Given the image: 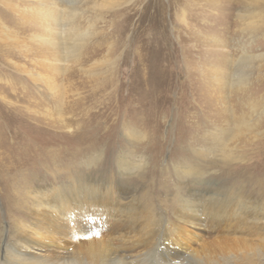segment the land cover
<instances>
[{"label": "rangeland", "instance_id": "374dc122", "mask_svg": "<svg viewBox=\"0 0 264 264\" xmlns=\"http://www.w3.org/2000/svg\"><path fill=\"white\" fill-rule=\"evenodd\" d=\"M0 19V244L31 224L26 187L89 177L132 192L124 239L162 245L189 164L215 208L239 201L244 219L238 234L207 221L190 264H264V0H0ZM96 217L80 226L110 220Z\"/></svg>", "mask_w": 264, "mask_h": 264}, {"label": "bare ground", "instance_id": "6f19581e", "mask_svg": "<svg viewBox=\"0 0 264 264\" xmlns=\"http://www.w3.org/2000/svg\"><path fill=\"white\" fill-rule=\"evenodd\" d=\"M42 19L47 25H50L54 17L51 13H45ZM0 25L4 30L8 29L5 24L1 23ZM50 42L48 41V43ZM7 125L8 122L5 120L0 121V128ZM64 128L71 132L72 125L66 123ZM3 140L4 137H0V141L3 142ZM17 145L16 143L13 146V150ZM30 148L27 147L26 150H30ZM85 161L88 167L96 163L97 159L91 157ZM120 162L122 167L129 165V169L138 167L136 162L132 163L131 159L128 160L125 157H120ZM7 165L16 170L14 162L9 161ZM181 174L179 175L180 180H183L181 183L185 184L181 189L185 192V197L178 195L175 208L178 224L172 223L177 232L174 230L163 232L165 240L162 245L159 243L156 247V243L146 246L147 242H130L124 239L121 231L126 225V221L129 220L127 207H129L128 204L134 203V199H131L133 194L129 189L120 188L113 182H109L110 180L102 181L103 184H101L100 180L88 177L85 182L81 181L80 184L71 183V187H74L76 192L72 193L75 195V200L72 203H70L71 198H68V202L66 201V194L71 187L61 188L58 187L59 185L50 186L49 189L36 185L34 188L26 187L28 198L34 202L31 224L24 221L15 225L14 238L17 244L13 243L14 245H11L10 248L4 247L7 239V235L5 236L6 239L1 243L2 245L0 244V250L5 248L3 260L8 261V258H12V263L17 262V264H150L146 259L150 254L158 253L160 256L162 255L161 257L166 255L168 262H163L159 258L153 264H179V262L185 264V261L186 264H190L192 256L198 252L196 247L199 245L200 239L210 232L207 221H210L212 223L210 226H215V228L235 226L232 233L238 234L241 233L240 225L243 224L244 219H242V203L239 201H234L235 205H232L231 201L227 199L224 201L227 206L215 208L217 203L212 202L213 198L207 197L211 191L204 188L208 185L206 174L198 165H185ZM81 193L83 196H79ZM198 198L200 199L197 200ZM126 205L128 206L126 207ZM233 206L235 209L233 208L234 210L231 211L230 208ZM198 207L204 209L203 218L197 213ZM96 216L107 217L110 220L105 227L96 231L80 226L86 217L90 219V217ZM97 217L94 220L97 221ZM197 231L200 236H195ZM5 232L2 231V238ZM158 250L162 252H157ZM205 253L208 254V257L205 256V260H215L212 250L206 249ZM200 254L201 252H198V258Z\"/></svg>", "mask_w": 264, "mask_h": 264}]
</instances>
